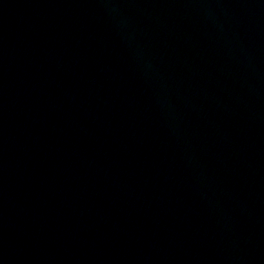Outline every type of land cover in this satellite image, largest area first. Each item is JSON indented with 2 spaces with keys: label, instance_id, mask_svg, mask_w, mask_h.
<instances>
[{
  "label": "water",
  "instance_id": "95a60500",
  "mask_svg": "<svg viewBox=\"0 0 264 264\" xmlns=\"http://www.w3.org/2000/svg\"><path fill=\"white\" fill-rule=\"evenodd\" d=\"M0 264H264V0H0Z\"/></svg>",
  "mask_w": 264,
  "mask_h": 264
}]
</instances>
